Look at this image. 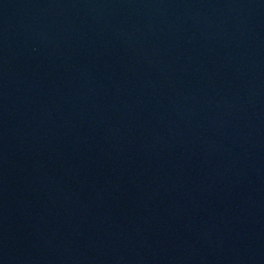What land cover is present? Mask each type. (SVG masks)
Returning <instances> with one entry per match:
<instances>
[{
	"label": "water",
	"instance_id": "95a60500",
	"mask_svg": "<svg viewBox=\"0 0 264 264\" xmlns=\"http://www.w3.org/2000/svg\"><path fill=\"white\" fill-rule=\"evenodd\" d=\"M0 264H264V0H0Z\"/></svg>",
	"mask_w": 264,
	"mask_h": 264
}]
</instances>
